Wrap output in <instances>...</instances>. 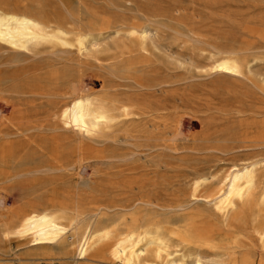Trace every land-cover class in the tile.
<instances>
[{
    "label": "bare ground",
    "instance_id": "1",
    "mask_svg": "<svg viewBox=\"0 0 264 264\" xmlns=\"http://www.w3.org/2000/svg\"><path fill=\"white\" fill-rule=\"evenodd\" d=\"M181 12L174 0H0V137L21 130L38 137L39 146L49 149L44 153L0 151V189L19 183V199L32 200L7 209L0 194V247L10 241L27 245L24 255L28 261L18 264H56V253L68 257L69 264H78L89 255L141 264L149 251L157 259L164 256L166 264H206L202 251L217 245L208 228L187 225L179 232L168 224H139L141 206L182 209L191 200L204 201L225 218L232 213L241 228L250 223L264 246V213L259 209L246 212L260 161L234 163L217 181L213 171L196 170L186 199L169 205L159 204L165 194L161 181L150 176L154 170L138 173L136 168L119 165L112 169L107 184L93 186L90 193L49 192L60 174H74L76 184H82V171L92 162H126V156L115 152L92 154L91 143L150 139L159 142L151 148L170 150L166 141L169 135L179 134L182 120L170 119L171 109H188L191 112L186 114L191 115L193 108L209 105L214 88L235 98L243 85H250L258 96L264 94V72L257 68L263 42L228 48L222 39L199 36L189 27L175 30L174 40L178 47L188 45L190 55H175L171 41L165 44L161 39L160 24L164 18H178ZM44 54L50 62L26 65V58H45ZM88 73L102 78H94L100 81L99 89L86 84ZM27 77L35 80L31 83ZM178 84L186 86L167 94V87ZM43 85L47 88L41 89ZM33 90L48 96V106L51 103L53 108L25 123L24 94ZM228 110L244 112L239 105ZM207 137L205 133L203 139ZM245 142L235 139L226 152L248 147ZM203 149L225 151L210 145ZM13 162L12 170L1 168ZM132 191L136 193L126 196L128 223L96 224L94 217L112 207V202L103 200ZM174 238L178 245L172 243ZM40 259L45 261L37 262ZM0 264L14 263L0 258Z\"/></svg>",
    "mask_w": 264,
    "mask_h": 264
},
{
    "label": "rangeland",
    "instance_id": "2",
    "mask_svg": "<svg viewBox=\"0 0 264 264\" xmlns=\"http://www.w3.org/2000/svg\"><path fill=\"white\" fill-rule=\"evenodd\" d=\"M174 1H176L177 5L182 9L181 15L178 18H164L161 20L160 25L163 26V29L161 30V39L165 44H168L171 41L170 43L175 55H177V53H181L180 55L182 57H189L187 55H190L188 45L178 47L177 42L174 40L175 30L184 29L186 31L189 27H193L194 30L198 32V35L200 34L199 36H206L207 34L209 37H218L222 39V43L228 48L240 47L242 45H255L259 42V40L264 43V0H198L199 2L197 0ZM168 2L169 1H167V3ZM237 26H239V28ZM221 28L223 30L218 31ZM225 31L227 33H225ZM43 56L45 58H26V65H33L40 62L48 63L51 61L50 57L46 54ZM66 56L68 58L71 57L70 54H67ZM257 68L264 72V53L260 56ZM176 76L182 75L177 74ZM99 77L100 76H91V74L88 73L86 75V84H89L96 90L99 89L100 81H96L94 79L97 78L98 80H101L102 78ZM33 78L34 77H27L30 82L35 80ZM261 83L264 88V80H262ZM185 86V84L169 86L166 90L167 94L173 90H182ZM46 88L47 85H43L41 89ZM214 89L215 90H213L208 97L209 105L204 104L201 108H193V110L195 109L196 111L194 110L191 115L186 114V111L189 113L191 112L188 109L182 108L170 110V119L174 117L182 119L181 124L178 127L179 134L177 136L169 135L170 139L169 141H166V143H169V145L172 146V149L165 151L160 148L153 149L151 148V145L159 142L156 140L150 141V139H146V141H118L117 143L105 144L91 143L90 145L93 147L92 154L108 155L111 152H115L117 155L126 156V162H115L114 160H105L102 163L92 162L90 165L91 169L88 166V168H84L87 172L85 170L82 171V181H85L82 184H78V182L76 184V175L74 174H69L70 176L68 174H60L56 177L58 183L56 182L51 185L49 192L71 190L70 192L90 193L93 186V188H96L97 186H104L107 184L112 175V169L115 168L116 165H119L123 167L127 166L126 168H136L138 173H145L147 171L150 172L154 170L150 176L161 181L162 184H159V186L162 187V191L165 194L164 197L160 199L159 204L169 205L175 203V201L177 202V200L181 201L186 199V196H188L189 193L192 176L196 173V170L213 171L215 173L214 180L217 181L225 175L228 168L234 163L241 164L252 161H260V164L257 167L258 170H256L257 184L250 193L252 200L246 206L247 208H245L247 209L246 212L248 214H250L254 209H259L264 213V192L262 193V191H264V94L258 96L257 92H255L256 90L254 88L252 89L250 85H243L239 94L241 96L238 95L237 98H235L232 94H225L222 88ZM245 94H248L249 96H246ZM253 94H255L257 98L259 97L258 100L255 96H253ZM48 100V96L38 94L34 90L26 92L24 94L22 105L23 116L26 118L25 123H29L28 121H34L36 119L35 115L38 112L42 115L46 110L53 108V106H50L53 105L51 103H49L48 106ZM248 100H251V102ZM257 101H260L261 106L260 103L257 104ZM236 105L244 108L245 113H240L242 116L234 110H228L234 109ZM242 123H244V125ZM12 128V126H9L10 131H12ZM21 128L23 129L25 126H22ZM203 130L206 135H208L206 140L203 139V135L205 134L204 132H201ZM237 138L246 141L245 144L248 147L237 148L233 151L226 152L227 145L230 146L231 144H234V140ZM39 140L40 139L38 137H34L28 132H22L19 130L10 136L0 137V151L3 150L4 152H10L16 149H23L25 151L39 150V152L43 153L48 151L49 149H45L47 147L39 146ZM84 142L86 143L87 141ZM145 145L149 147V149H147ZM207 145L214 148L217 147L225 151H219L216 149L208 151L203 149V147ZM60 146L64 147V143H61ZM150 149L153 150L151 151ZM33 161L37 162L38 158L33 159ZM15 164L13 162L12 165H7V167L3 165L1 168L5 170H12V168L15 167ZM94 170H97V172L95 173ZM20 187L19 183H15L11 186H4L0 189V194L3 196V206L5 208L11 209L13 206L16 207L19 202L22 203L32 201L31 199H22V201L19 199ZM133 193L135 194L136 191L127 193L128 195L126 194L103 200L112 202V209L106 208L108 209L107 211L106 209L102 211L105 213H98L94 217L96 224L99 223L101 225H108L116 221L128 223V217L124 216V214L127 213L125 211H128L130 207L127 203L128 197L126 196L130 197ZM193 202H195V204ZM95 205L96 202H91V206ZM186 205L187 206L182 209L171 210L162 209L158 206L156 209L155 205L141 206L138 208V211H142L139 224L142 226L143 223L144 226L168 224L174 230L179 232L183 231L187 225L192 227L196 226L200 228H208L210 231V239L216 242L217 245L213 249L205 248V251H202V254L207 262L206 264H264V246L257 239V235H254L252 232L250 223L246 222L244 227L241 228L233 219L232 213L225 218L212 206L204 201L202 202V200L187 201ZM124 217H126V219H124ZM180 226H182V228H180ZM227 227H229V229ZM237 231L239 234H237ZM172 243L174 245L179 244L177 238H174ZM26 247L27 245L25 246V244L18 241L3 243L0 247V258L6 262H12L14 264H18L21 261H28L24 255ZM177 247L183 248L182 246ZM173 249H176V247H173L172 250ZM53 257L57 258L55 260L56 264H69L70 262L68 257L61 256L57 253L54 254ZM38 261L44 262L45 260L40 259L37 260V262ZM78 264L127 263L125 260H111L108 258H100L94 255H89L87 259L79 260ZM141 264H166V258L163 256L162 258L157 259L154 256V251H149Z\"/></svg>",
    "mask_w": 264,
    "mask_h": 264
}]
</instances>
